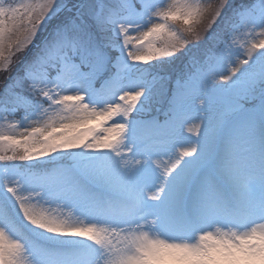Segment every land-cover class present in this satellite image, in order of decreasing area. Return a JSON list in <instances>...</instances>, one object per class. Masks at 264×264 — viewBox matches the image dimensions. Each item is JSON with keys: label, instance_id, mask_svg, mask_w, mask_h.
<instances>
[{"label": "snow or ice", "instance_id": "1", "mask_svg": "<svg viewBox=\"0 0 264 264\" xmlns=\"http://www.w3.org/2000/svg\"><path fill=\"white\" fill-rule=\"evenodd\" d=\"M0 65V264H264V0H0Z\"/></svg>", "mask_w": 264, "mask_h": 264}, {"label": "rangeland", "instance_id": "2", "mask_svg": "<svg viewBox=\"0 0 264 264\" xmlns=\"http://www.w3.org/2000/svg\"><path fill=\"white\" fill-rule=\"evenodd\" d=\"M5 2L11 3V4H16V3L21 2V0H5ZM204 2H208V3L215 5L217 3V0H204ZM251 2H252V0H249V2H246L245 0H231L232 7H240V6L246 5V4L251 3ZM230 15H231V9L226 8L223 12H221V18L219 20H217V23L212 26L214 29H216L217 33L221 36L224 35V31H223L224 30V18H226L227 16H230ZM201 27H202V25H201ZM47 36H48V33L45 32L43 34L42 39L46 38ZM243 58H245L243 51L240 50L239 59H243ZM180 63H181V61L177 62V64H180ZM177 64H176V71L179 72L181 69L177 68ZM4 66H6V65H0V68H2ZM2 75H3V73H0V78H2ZM153 115L159 116L161 119H163V111H162L160 106H158L157 110L153 112ZM17 119H19V117H17ZM2 123H4V121H0V124H2ZM195 124H196V122L193 121L192 125H190V127L193 128L192 132H188L187 128L185 129V136L191 137L192 139L196 138ZM176 150L178 151L179 149H176ZM168 163H169V159L167 156L155 158L153 161L154 166L160 170H163L165 165H167ZM2 175H3V170H2V167H0V176H2ZM61 211H63L65 214H69L71 212L70 209H61ZM81 219H83V218H81Z\"/></svg>", "mask_w": 264, "mask_h": 264}, {"label": "trees", "instance_id": "3", "mask_svg": "<svg viewBox=\"0 0 264 264\" xmlns=\"http://www.w3.org/2000/svg\"><path fill=\"white\" fill-rule=\"evenodd\" d=\"M181 63H183L182 60H181ZM181 63H180V64H181Z\"/></svg>", "mask_w": 264, "mask_h": 264}]
</instances>
